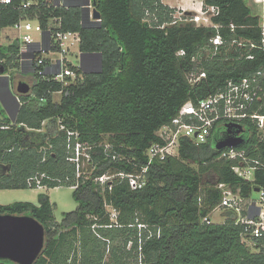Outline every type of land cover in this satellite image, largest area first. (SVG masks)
<instances>
[{
  "label": "trees",
  "instance_id": "16d2710c",
  "mask_svg": "<svg viewBox=\"0 0 264 264\" xmlns=\"http://www.w3.org/2000/svg\"><path fill=\"white\" fill-rule=\"evenodd\" d=\"M24 1L0 7V34L21 19L38 21L46 30L50 19L61 18L63 30L80 33L81 53L101 54L103 62L102 72L84 73L83 80L68 85L34 72L33 89L20 95L16 118L0 112V190L36 189V178L47 189L79 185L73 192L79 206L61 221L48 195H41L40 205H0V214L31 215L44 225L46 249L36 264H264V249L247 248L243 228L233 219L205 221L223 199L220 184L245 198L264 188V140L256 126L242 125L239 148L260 163L252 182L235 173L242 162L220 158L213 135L226 128L219 123L207 143L183 138L178 155L150 165L147 155L154 143H164L158 131L187 102L198 103L264 69V17L247 0H204V9H219L213 16L218 28L205 27L176 22V9L162 0H94L101 21L88 23L85 14L84 24L82 7L38 0L23 9ZM218 34L225 43L215 49L211 39ZM23 64L19 41L0 45V70L11 77ZM201 72L206 77L192 85L189 75ZM69 131L94 146V165L80 177L69 161ZM147 167L143 189L132 190L129 180L117 176ZM106 174L114 176L112 189L97 181ZM107 206L118 212L116 220ZM139 224L155 234L149 238Z\"/></svg>",
  "mask_w": 264,
  "mask_h": 264
},
{
  "label": "built area",
  "instance_id": "2783aa9c",
  "mask_svg": "<svg viewBox=\"0 0 264 264\" xmlns=\"http://www.w3.org/2000/svg\"><path fill=\"white\" fill-rule=\"evenodd\" d=\"M11 3L12 0H0V7ZM258 3H260V0ZM33 5H39V1L26 0L21 7L29 9ZM82 8L88 12V18L91 23H99L101 21L94 18L93 12L95 8L93 0H89ZM184 12L186 13L181 19L185 23L194 22L198 26L218 28L213 22V16L219 15V9L216 7L204 9L202 4V7L195 11L197 12L196 15L189 14L185 10ZM34 23H36L35 26ZM13 27L18 31L19 38L22 39L20 42L21 60L23 63H35L34 72H36L38 77L42 79L48 78L65 85L84 79V73L86 72L81 62V35L79 32L63 30L61 18L50 19L46 30L42 28L38 21L29 19H21ZM32 29L41 33L42 37L40 40L31 37L29 33L32 32ZM234 42H237V40ZM224 43L225 39L221 34L211 39V44L215 49H218ZM56 53L59 55H56ZM180 54L182 55L184 52ZM72 55L79 59V64H74L69 59ZM47 61H49V64H47ZM86 63L85 60L84 66H86ZM205 77L206 72L192 73L189 75V80L192 85H195ZM19 96L17 95L16 98L20 103ZM245 122H250L256 126L258 136L264 140V69H260L237 82L230 81L222 91L210 95L198 103L187 102L172 123L158 131L157 135L164 143H154L147 150V155L150 159L149 165L156 159L165 160L167 157L176 156L179 153L181 139L183 138L190 139L197 145H201L208 142L213 129L218 123L225 127L227 124L243 125ZM68 137V148L73 150V155L69 158V161L75 164L77 176L80 177L86 168L94 165L91 154L94 146L81 143L78 138L79 134L76 132L69 131ZM73 137H75L76 141H73ZM220 158L242 162L234 168L235 173L246 181H254L255 171L260 163L249 159L244 150L227 148L222 151ZM251 162L255 163V165H251ZM147 171L148 167L142 172H120L117 176L121 179L129 180L132 190H139L143 189L148 182ZM113 179V175L106 174L97 181L102 185L109 183V187L112 189ZM34 180L37 182L38 188H46L41 185L39 179L36 178ZM29 185H33V180L29 182ZM78 186L76 185L72 188L77 189ZM218 187L223 193V199L214 211H223L222 216L225 217V222L228 219H233L236 225H240L243 228L241 233L242 243L253 252H261L264 249V188H260L257 191L260 194V199L253 200L251 197H243L240 190L235 191L228 184H220ZM107 208L113 220H116L118 212L110 206H107ZM205 221L212 223L210 217L206 218ZM139 229H147L150 235L149 238L155 234L145 224H139ZM160 235L161 231L158 230L157 236L160 237ZM140 243L142 244V239H140ZM131 246L132 243L129 244V248Z\"/></svg>",
  "mask_w": 264,
  "mask_h": 264
},
{
  "label": "rangeland",
  "instance_id": "374dc122",
  "mask_svg": "<svg viewBox=\"0 0 264 264\" xmlns=\"http://www.w3.org/2000/svg\"><path fill=\"white\" fill-rule=\"evenodd\" d=\"M162 1L166 5L176 9V12L174 14V19L178 23H184V21L181 19V17L184 16V13H186L184 12V10L187 11V13L189 14L196 15L197 12H195L196 11L195 9L199 10L202 7V4L204 2V0H162ZM247 1L254 14L264 17V0H260V3H258L259 0H247ZM87 20L89 23L90 20L88 18V14H87ZM35 25L36 23H34V26ZM29 34L31 35L32 38L36 40H40L42 37L41 33L37 32L35 29H32V32ZM14 41H19V43L22 41V39L19 38L18 31L13 26L4 28L0 35V45H9L13 43ZM56 55H59V54L56 53ZM69 59L74 64L80 63L79 59L74 55L70 56ZM86 62L87 63H86L85 68L88 71L100 70L98 57L94 58V60L86 59ZM13 70L10 71L9 74L11 75V78H12L11 82L14 87L21 81L27 82L33 87L34 79L32 76L28 75L29 72L22 73V72H19V69H15L14 71ZM14 91L16 92V88H14ZM61 99H62V95L60 93L54 94L55 101L60 102ZM3 109L4 108H2V110ZM195 166L196 165L194 164L193 167ZM74 190H75L74 188L67 187V186L57 187L54 189L29 188V189H17V190H0V205H10V204L18 203V202H30L35 205H40L41 195H48L55 207L54 208L55 217L57 221H61L65 213L76 211L79 206L78 203L73 198ZM251 199L259 200L260 194L254 190L252 193ZM222 214H223V211L221 212V210L214 211L210 215L212 222L213 223L225 222V217L222 216Z\"/></svg>",
  "mask_w": 264,
  "mask_h": 264
},
{
  "label": "water",
  "instance_id": "95a60500",
  "mask_svg": "<svg viewBox=\"0 0 264 264\" xmlns=\"http://www.w3.org/2000/svg\"><path fill=\"white\" fill-rule=\"evenodd\" d=\"M60 6V2H56ZM94 18L101 20V13L94 9ZM83 23L85 24V11L83 10ZM98 57L100 70L88 71L85 66V60L88 57ZM81 62L86 73L102 72V55L101 54H82ZM0 77L6 76L5 69L0 70ZM8 79L9 77L6 76ZM10 87V86H9ZM33 87L24 81L16 85V92L19 95H28ZM11 90V89H10ZM12 91V90H11ZM227 136L221 139L215 138V148L223 151L227 148L238 149L244 139L240 135L244 128L239 124H227L225 126ZM260 189H256L259 191ZM46 249V229L36 218L31 215H12L0 214V260L12 262L14 264H36Z\"/></svg>",
  "mask_w": 264,
  "mask_h": 264
},
{
  "label": "crops",
  "instance_id": "0c3cea01",
  "mask_svg": "<svg viewBox=\"0 0 264 264\" xmlns=\"http://www.w3.org/2000/svg\"><path fill=\"white\" fill-rule=\"evenodd\" d=\"M88 1L89 0H56V2H60L61 6H64V7H83V5H85ZM195 10L197 11L198 9H195ZM94 58H97V57L90 56L87 59L94 60ZM19 72H22V73L29 72L28 75L30 76L34 75V70L31 68V65L28 63L23 64ZM5 75L8 76L9 78L7 79L6 76L0 77V112L2 111V108H4L5 110L3 109L4 111L3 116L12 118L14 120L17 116L21 102L19 103L17 101L16 96L19 94L14 91V88H16V85L15 87L12 85V82H11L12 78L8 74H5Z\"/></svg>",
  "mask_w": 264,
  "mask_h": 264
},
{
  "label": "flooded vegetation",
  "instance_id": "af4514ba",
  "mask_svg": "<svg viewBox=\"0 0 264 264\" xmlns=\"http://www.w3.org/2000/svg\"><path fill=\"white\" fill-rule=\"evenodd\" d=\"M31 68H32V66H31ZM33 70H34V68H32ZM32 77H33V79H34V81H35V77H34V75H32ZM33 81V82H34ZM224 135H225V137L227 136V131H226V129H225V131L224 132H220V131H215V133H214V135H213V138L215 139V138H217V139H221V138H224ZM240 135H242V134H240Z\"/></svg>",
  "mask_w": 264,
  "mask_h": 264
},
{
  "label": "clouds",
  "instance_id": "9594fccd",
  "mask_svg": "<svg viewBox=\"0 0 264 264\" xmlns=\"http://www.w3.org/2000/svg\"><path fill=\"white\" fill-rule=\"evenodd\" d=\"M94 1V0H93ZM84 10V9H83ZM85 11V10H84ZM85 13H86V11H85ZM87 14V13H86Z\"/></svg>",
  "mask_w": 264,
  "mask_h": 264
}]
</instances>
